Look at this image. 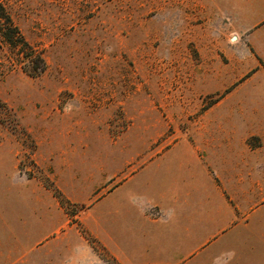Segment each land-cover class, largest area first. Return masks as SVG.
Returning a JSON list of instances; mask_svg holds the SVG:
<instances>
[{"label": "rangeland", "instance_id": "obj_1", "mask_svg": "<svg viewBox=\"0 0 264 264\" xmlns=\"http://www.w3.org/2000/svg\"><path fill=\"white\" fill-rule=\"evenodd\" d=\"M0 4L42 59L0 40V247L6 220L47 213L29 199L44 191L41 232L85 239L94 264H121L98 231L128 264H264V168L227 174L228 227L227 203H205L221 181L194 159L225 130L264 147L263 104L224 122L231 88H264V0Z\"/></svg>", "mask_w": 264, "mask_h": 264}, {"label": "crops", "instance_id": "obj_2", "mask_svg": "<svg viewBox=\"0 0 264 264\" xmlns=\"http://www.w3.org/2000/svg\"><path fill=\"white\" fill-rule=\"evenodd\" d=\"M224 4L227 5V0H224ZM218 15L220 16V13H218ZM206 37L209 38V33ZM233 89L234 88H231L227 92V110L230 112L227 118L224 119L226 124H230L229 121H234L232 118V111H239V113L242 114V111L249 106H251L250 109L252 110L260 109L258 106L261 104H263L264 107V88L261 89V91L263 90L262 92L258 90L257 94L253 92L257 90L251 87ZM257 122L256 120L251 123L256 126L255 129H250L256 131L253 132L254 134H259L261 130L257 129ZM225 131V134L221 136V138H223L221 145H218L216 148V151H219L218 155L210 153L212 152V149H210V152L203 156V158L194 157V159L206 163V166H208V171L206 172L209 177V172L213 171L220 179L221 186L218 187L219 189L212 185L217 197L208 198L206 195L205 203L212 208V210H217L219 208L217 213H223L224 210L220 206L223 201H225L227 203V225L229 227L234 215L237 216L238 214L232 213L229 206L230 204L226 200L227 174H241L247 171L250 172V170L253 172L254 168L257 167L264 168V158L260 160V162L255 161V163L252 158L255 153L262 152L264 147H261L259 151H250L246 148L245 142H241L242 136H236L237 129L234 130V134L227 133V130ZM261 136L263 137L264 134H261ZM227 142L229 143L228 145ZM227 146L229 147L228 152ZM254 192H256V189L253 188L252 193ZM46 194L47 192L41 191L40 193H30V195H28L31 201L37 202V205H41L42 202L44 206L47 205L45 207L47 213L39 214L36 209L32 210L29 215L23 217L16 216L18 219L14 217V219L6 220V222L3 223L2 235H4L7 240L5 242L6 245H1L0 247V264H94L97 259V254L91 249L85 239L79 238L77 235L73 236L71 232H67L64 236L56 234L57 230L51 234L41 232L42 227L46 223L53 222L54 217L50 212L56 210L55 203L50 201L48 197L41 201V195ZM231 199L234 201H236V199L240 200V211H246L243 209V206L247 208L246 200H243L239 196ZM133 203L135 206H138L141 213L145 214V212H143L145 203L142 200ZM99 221L100 219L98 218V222ZM96 237L107 247L117 261L121 264H128L127 259L123 258L117 249L106 242L104 236L100 234L99 231L96 232ZM24 243L27 245H23ZM30 254L31 258H29ZM103 264H105V262H103Z\"/></svg>", "mask_w": 264, "mask_h": 264}, {"label": "trees", "instance_id": "obj_3", "mask_svg": "<svg viewBox=\"0 0 264 264\" xmlns=\"http://www.w3.org/2000/svg\"><path fill=\"white\" fill-rule=\"evenodd\" d=\"M0 40L9 44L15 52L29 62H34L41 57L37 56L33 48L24 40L20 31L14 26L6 8L0 4ZM31 72V71H29Z\"/></svg>", "mask_w": 264, "mask_h": 264}, {"label": "water", "instance_id": "obj_4", "mask_svg": "<svg viewBox=\"0 0 264 264\" xmlns=\"http://www.w3.org/2000/svg\"><path fill=\"white\" fill-rule=\"evenodd\" d=\"M236 40V37L234 36L233 38H232V41H235Z\"/></svg>", "mask_w": 264, "mask_h": 264}]
</instances>
